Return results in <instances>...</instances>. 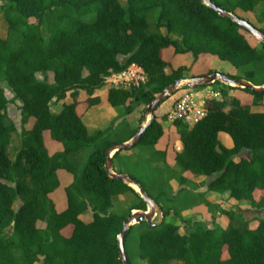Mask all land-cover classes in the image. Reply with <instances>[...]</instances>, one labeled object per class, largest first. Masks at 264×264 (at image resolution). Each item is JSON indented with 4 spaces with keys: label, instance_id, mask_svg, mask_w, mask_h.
Listing matches in <instances>:
<instances>
[{
    "label": "trees",
    "instance_id": "obj_1",
    "mask_svg": "<svg viewBox=\"0 0 264 264\" xmlns=\"http://www.w3.org/2000/svg\"><path fill=\"white\" fill-rule=\"evenodd\" d=\"M3 1L8 33L0 38V264H123L117 238L132 211H146L147 205L133 188L106 174V151L135 137L143 119L133 126L129 117L145 111L157 94L179 80L216 72L194 75L185 66L167 72L163 52L174 48L194 62L212 57L231 66V72H222L230 79L261 86L264 43L199 0ZM209 1L241 19L250 14L253 21L244 20L256 28V22L264 23V0ZM132 63L143 68L148 81L129 90L107 88L108 105L124 109L107 128L85 123L91 107L80 113L81 100L53 111L52 104L69 93L103 89L106 77ZM4 85L21 103L15 159L8 149L18 127L7 120L11 101ZM216 89L225 100L210 102L205 119L192 128L173 124L172 139L181 142L180 152L158 149L167 115L154 114L139 143L113 157L115 172L128 174L162 213L159 224L143 222L126 233L130 264L132 247L145 264H264V219L252 229L237 210L208 200L228 194L237 205L264 209V111L242 101L244 94L263 100L264 93L232 87L243 94L231 96L223 87ZM220 134L231 138L232 147ZM49 142L60 150L51 152ZM59 172L69 179L64 187ZM187 174L211 179L206 192H196L204 184L192 183ZM183 179L188 186L180 184ZM121 196L136 201L128 210L116 207ZM183 206H203L227 223L183 233L179 223L170 221L180 217ZM86 214H91L89 223L82 218Z\"/></svg>",
    "mask_w": 264,
    "mask_h": 264
},
{
    "label": "rangeland",
    "instance_id": "obj_2",
    "mask_svg": "<svg viewBox=\"0 0 264 264\" xmlns=\"http://www.w3.org/2000/svg\"><path fill=\"white\" fill-rule=\"evenodd\" d=\"M5 2L3 0L0 1V38H5L7 36L8 33V25L7 22L5 21L3 14L1 12L2 7L4 6ZM124 4L126 5V3L124 2ZM260 11H261V7L257 8V14H259L260 16ZM241 14L240 12H238V15ZM244 19H250L253 21V18L250 14H243ZM261 18V17H260ZM255 22V21H254ZM258 28H264V23H262V21L260 22H256L255 24ZM44 33H46V30L44 29ZM171 39L172 40H178V37L176 35H171ZM164 55V59L170 64L169 69L167 70V72L170 71V69H178L180 67H190L192 74L194 75H200V74H204V73H208V72H225V73H229L231 72V66L227 65V64H223L220 61H218L217 59H214L212 57L209 56H204L202 59L194 62L193 58L190 55L187 54H176L174 48H169L166 49L163 52ZM38 77L40 79H43L42 75H38ZM50 82H53V75L50 74ZM196 79V78H194ZM188 80L190 79H185L184 82L181 85V88L176 91L173 96L169 97L167 100H165L155 111L154 114H157L159 117L162 116L165 113H168L170 107L172 106L173 102L182 94H184L188 88L190 89V87H188L186 84H188ZM218 82V81H217ZM216 83V82H215ZM212 84L208 87L211 88H224L223 91H226L228 95L234 96V95H242L243 93H240L239 91L233 90L231 86L229 85H225V83H223L222 81H219V83L216 84ZM5 86V85H4ZM188 87V88H187ZM187 88V89H186ZM107 85L105 86V89H101V90H97V91H76V92H72L69 93V95L67 96V98H64L62 100H59L55 103L52 104V109L55 112H58L61 108H63L67 102L69 101H73L77 98H79V100H84V104L80 105V109L79 112L82 113L85 108L87 107L86 105H90L91 110L87 113L86 117H85V123L88 126H92L94 127L96 130L97 128H107L109 126V124L118 116H120L124 109H116L114 110L113 108H111L106 100V93H107ZM5 90H6V96L7 98L11 101L9 107H8V121H12L16 124V126L18 127V131L16 133L13 134L12 137V142L11 145L8 149L9 151V155L12 159L16 158V155L20 149V145H21V103L18 101L14 100V94L11 92L10 89H8L5 86ZM81 94V95H80ZM222 100H225V96L223 95ZM242 101L244 104H254V110H260V111H264V99L261 100L260 98H257L255 96L252 95H247L244 94L242 95ZM148 108V107H147ZM229 108H226V111H228ZM147 109L145 111H137L135 112L132 116L129 117V120L131 122V124L133 126H137L139 124V120L140 118L143 119V121L140 123L139 127L141 128L147 121L150 120V115L146 113ZM120 122V120L118 121ZM167 120L165 122H163V126L165 129V135L164 138L162 139V141L159 143L158 148L161 150H169L170 153H175L176 152V142L177 140H173L172 139V129H173V125L167 124L166 123ZM34 124V120H31L27 125H26V129L29 130L31 129V127ZM221 138H224L225 136H227L230 140L231 138L226 135V134H220ZM173 144V145H172ZM48 148L50 149L51 152H55L60 150L59 147L57 145H55L53 142H49L48 143ZM170 154L169 155V163L173 164V155ZM85 154H82L81 158L82 161L85 158ZM116 163L114 165V171L115 167H116ZM186 177L189 180H193L192 183L194 184H201L203 183L204 186L199 187V189L196 192H206V190L209 187V180H205L202 178H196L193 177L190 174H187ZM65 182V181H64ZM181 185L184 186H188L187 185V181L185 179H183L180 183ZM63 186V185H62ZM64 187V186H63ZM210 197V195H209ZM135 198L133 196H121L118 197L116 199L115 205L116 207L119 208H125L126 210H128L132 204L135 203ZM211 203H216V204H221L222 207H224L225 209H233V210H240L241 207L240 205H237L238 203L234 202L233 200H231L230 198L225 199V195L223 197H216L213 198L212 201H210ZM20 204L16 205L15 208H18ZM190 208L183 206L182 207V211L180 212V217H171L170 221L173 223H179L180 227H181V232L183 233H189L192 230H195L198 225L204 227V228H212L216 225H223L225 226L227 223V219L225 217H221L218 216L219 213H217V217L213 218L210 214L206 213L205 209L203 206H199L198 208H194L189 210ZM135 211H132V213H134ZM244 212V216L241 214V216L245 217L246 219H249L250 217L254 218L256 221L259 219H264V209L258 210V209H246L243 211ZM162 220V213L160 211V208L158 206V210H157V215L154 219L155 222H159ZM241 222V221H239ZM134 232L131 235V245H133V241L134 240ZM131 254H132V259H133V264H145L142 260H140L139 258L136 257V255H134V248L132 247L131 249ZM180 264V263H178Z\"/></svg>",
    "mask_w": 264,
    "mask_h": 264
},
{
    "label": "water",
    "instance_id": "obj_3",
    "mask_svg": "<svg viewBox=\"0 0 264 264\" xmlns=\"http://www.w3.org/2000/svg\"><path fill=\"white\" fill-rule=\"evenodd\" d=\"M199 1H202L205 5L212 8L221 17L232 18L233 21L236 22V24L246 29L257 41L264 43V33L261 32L258 28L254 27L248 21L241 19L240 17L234 15L233 13L227 12L226 10L218 7L217 5H215L213 2L209 0H199ZM217 81H222L223 83L231 87L251 90L254 94L264 93V84L261 86H256L247 80H243V79L233 80L220 72H215L212 75L204 76L201 78L190 79L187 81L188 84L186 85L190 88H199V87L210 86ZM183 82L184 80H179L175 84L167 87L164 91H162L161 93L155 96L153 102L151 103V105L148 106L147 112H146L147 114L150 115V120L139 129V131L137 132V134L135 135L133 139H131L129 142L115 144L106 151V163H105L106 174L111 179L119 180L127 184L131 188H133L131 184L137 186L139 188V192H137L134 188L133 189L141 196L142 200L147 205L146 211L137 210L134 213H132L129 218L125 220L124 227L117 238L118 248H119V259L123 264H130V262L128 261L126 251H125V236L128 230L132 226L141 224L143 222H147L150 226H154V225L159 224L162 220L159 222L154 221L157 215V210H158V205L155 202V200L151 198L139 184L133 182L131 177L128 174H117L113 169L112 160H113L114 155L117 152L121 150H129L139 143L141 137L143 136V134L145 133V131L147 130V128L153 121L154 113L157 110V108L165 100L173 96V94L181 88V85Z\"/></svg>",
    "mask_w": 264,
    "mask_h": 264
},
{
    "label": "built area",
    "instance_id": "obj_4",
    "mask_svg": "<svg viewBox=\"0 0 264 264\" xmlns=\"http://www.w3.org/2000/svg\"><path fill=\"white\" fill-rule=\"evenodd\" d=\"M147 75L143 68L132 63L120 73H112L106 77L105 82L109 87L129 90L146 85ZM220 90L211 87L193 88L180 95L170 107L168 122L183 123L190 128L194 127L208 115V104L212 101H222ZM182 150V144L176 146V151Z\"/></svg>",
    "mask_w": 264,
    "mask_h": 264
},
{
    "label": "crops",
    "instance_id": "obj_5",
    "mask_svg": "<svg viewBox=\"0 0 264 264\" xmlns=\"http://www.w3.org/2000/svg\"><path fill=\"white\" fill-rule=\"evenodd\" d=\"M108 88V87H107ZM103 89H105V87L103 88ZM107 90V89H106ZM69 95V94H68ZM81 95V94H80ZM75 100H79V98H77V99H75ZM85 99H83L82 98V100L81 101H84ZM258 111H260V110H258ZM166 114V113H165ZM148 122V121H147ZM146 122V123H147ZM145 123V124H146ZM167 124H170L171 125V123L170 122H166ZM97 129H100V128H97ZM102 129V128H101ZM164 138V137H163ZM162 138V139H163ZM221 138V137H220ZM162 139H161V141H162ZM222 139V141H223V143H224V145L226 146V147H232V141L227 137V136H225L224 138H221ZM160 141V142H161ZM178 143L179 144H181V142L180 141H177L176 142V146L178 145ZM58 146V145H57ZM59 147V146H58ZM59 149H60V147H59ZM159 149V148H158ZM176 149V148H175ZM59 177H60V180H61V186L63 185H66L67 183H69V179H68V177L64 174V173H60L59 172ZM65 181V182H64ZM224 196V195H223ZM223 196H219V195H211L209 198H208V200L209 201H212V199L213 198H216V197H223ZM229 198V195L228 194H226L225 195V199H228ZM244 205V204H243ZM242 204H240V206H243ZM246 209H251L250 207H247L246 205L245 206H243V207H241V209L240 210H238L237 211V213L239 214V215H243L244 216V210H246ZM83 220L85 221V222H87V223H89V222H91L92 221V217H91V214H86V215H84L83 217ZM244 218V220L245 221H247V222H249V224H250V227L252 228V229H254V228H256V226H257V221L254 219V218H252V217H250L249 219H246L245 217H243Z\"/></svg>",
    "mask_w": 264,
    "mask_h": 264
},
{
    "label": "bare ground",
    "instance_id": "obj_6",
    "mask_svg": "<svg viewBox=\"0 0 264 264\" xmlns=\"http://www.w3.org/2000/svg\"><path fill=\"white\" fill-rule=\"evenodd\" d=\"M131 186H132L137 192H139V188H138L137 186H135V185H133V184H131Z\"/></svg>",
    "mask_w": 264,
    "mask_h": 264
},
{
    "label": "clouds",
    "instance_id": "obj_7",
    "mask_svg": "<svg viewBox=\"0 0 264 264\" xmlns=\"http://www.w3.org/2000/svg\"><path fill=\"white\" fill-rule=\"evenodd\" d=\"M226 85V84H225ZM107 87L109 88V85H107ZM206 87H208V86H206ZM199 88H201V87H199ZM190 89H193V88H190ZM189 89V90H190ZM168 113H166V115H167ZM167 121H168V119H167ZM174 123H172L171 125H173Z\"/></svg>",
    "mask_w": 264,
    "mask_h": 264
}]
</instances>
